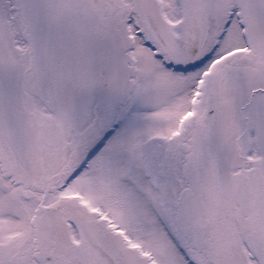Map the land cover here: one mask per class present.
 <instances>
[{"label":"snow or ice","instance_id":"1","mask_svg":"<svg viewBox=\"0 0 264 264\" xmlns=\"http://www.w3.org/2000/svg\"><path fill=\"white\" fill-rule=\"evenodd\" d=\"M0 264H264V0H0Z\"/></svg>","mask_w":264,"mask_h":264}]
</instances>
